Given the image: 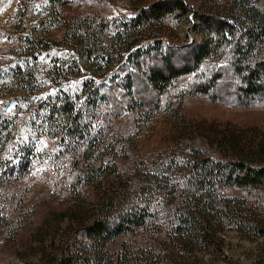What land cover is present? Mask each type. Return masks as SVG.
Masks as SVG:
<instances>
[{
	"label": "rangeland",
	"instance_id": "374dc122",
	"mask_svg": "<svg viewBox=\"0 0 264 264\" xmlns=\"http://www.w3.org/2000/svg\"><path fill=\"white\" fill-rule=\"evenodd\" d=\"M152 1L0 0V264H46L49 255L83 264L86 238L78 229L96 216L91 212L97 197L109 194L110 178L96 170L99 166L114 167L126 178L125 194L113 196L108 216L128 211L133 203L144 209L140 221L100 245V264H123L118 254L127 257V264H264V235L251 229L255 219L264 228V185L241 188L220 182L219 174L208 188L193 181L200 162L236 163L227 152L230 146L256 153L264 145V102L236 93L239 78L223 74L213 85L197 87L212 64L224 62L221 51L227 49L210 50L196 68L170 79L152 98L140 99L141 84L133 87L141 107L115 111L113 100L126 94L117 67L130 63L132 78L142 72L127 61L129 52L149 49L155 41L180 47L200 39L183 18L168 14L148 27L157 37L138 41L121 52L119 62L110 61L117 31ZM251 4L264 14V0ZM79 24L89 26L94 46L86 41L79 46L69 29ZM28 41H33L31 54ZM154 57L147 62L157 66ZM252 57L264 60V37ZM26 70L33 83L14 84L13 76ZM111 84L116 96L107 90ZM98 91L111 101L102 96L105 101L95 109L90 95ZM64 97L80 112L88 136L75 146L52 129L59 116H51L47 107ZM223 199H230L232 207L224 208ZM195 201L206 202L203 210L216 237L212 244H180L175 237L181 230L172 222L176 211ZM243 214L255 221L247 224L251 232L239 230L245 226Z\"/></svg>",
	"mask_w": 264,
	"mask_h": 264
},
{
	"label": "trees",
	"instance_id": "16d2710c",
	"mask_svg": "<svg viewBox=\"0 0 264 264\" xmlns=\"http://www.w3.org/2000/svg\"><path fill=\"white\" fill-rule=\"evenodd\" d=\"M51 1L52 4L56 1V5L62 4V0ZM208 1L154 0L148 3L147 6L139 9L136 16L126 21L123 24L122 30L117 31L111 43L112 46L117 45V48L112 50L113 52L111 53L113 54L109 56V60H113L114 62H119L123 57L121 52L131 50L132 45L138 41L144 38L157 37L158 35H155L156 32L153 31L154 28L152 27L168 14H172L177 19L183 18V22L188 24L189 32L196 37L200 36V39L195 37L197 41H193L194 45L185 43L180 47L161 45L160 41H155L149 49L129 52L127 61L131 62L132 66L140 69L142 72L139 75H134L132 78L129 74L130 63H124L117 67V71L123 73V80L126 81L125 91L128 95V100L125 101L126 94H122L117 101L113 100L115 111L116 108L123 109L127 107L131 109L134 104L141 107L135 99L133 87L136 88V86L141 84L140 86L143 91L138 95L140 99L142 97L152 98L151 96L163 90L170 79L179 74L190 72L189 70L196 68L201 63L203 57L208 56L210 50L218 52V48L227 49L224 53L221 51V57L224 62L221 65L212 64L211 69L208 70V74L203 79L204 83H202V87H199V85L197 86L198 89L201 90L206 85H213V82L216 83L223 74H231L240 80V85L236 87V93H240L245 97H255L257 95L264 102V60L253 58L254 56L252 57L253 59L249 58L255 44L259 43L264 37V14L251 4V0ZM188 15H190V19H188ZM149 26L152 27L148 28ZM69 29L72 35L76 36L79 40V46L83 45L84 41L89 46H94L95 43H93V39L88 32V25H72ZM90 32L93 33V30H90ZM27 45L29 48L27 51L31 54L33 52V41H28ZM85 50L87 51V58H89L90 52L87 49ZM187 51L190 52L188 55L181 54ZM154 55L159 56V58L154 57ZM152 56L157 60V66L148 64ZM13 82L14 84L18 83L20 86L33 83L31 71L26 70L15 74ZM109 89L116 96L112 84L107 87L108 92ZM100 91L90 95L95 109H98L102 103L101 100L105 101L103 97L104 99L107 98V101H111L109 95L105 96ZM47 107L51 116L55 113L59 116L53 120L52 129L63 133L67 141H70V143L74 142L73 146H75L77 140L82 141L88 137L86 134L84 135L85 126L81 124L80 112L74 111L72 102L67 98L64 97L60 102H50L47 104ZM58 118L64 119L63 124L55 123ZM92 145L90 144V146ZM67 147H69V144ZM233 147L230 146L231 151L227 152L232 156H236V163H230L226 167H215L216 165L214 164L204 161L200 162L193 170V181H197L200 186L203 185L208 188L214 181L216 182L217 174H219V177L222 178L220 182H231L241 188L253 189L252 187L264 185V145L258 146L256 153H247L245 150L235 151ZM114 156L116 155L114 154ZM249 162H253L254 166L250 165ZM113 168L108 167V170L100 166L96 168L99 171L103 170L104 175L108 174L109 176L111 174L112 176H107V180L110 178L107 181L109 182L108 197L106 195L98 196L96 204L93 205L91 213L92 215L96 214V216L84 228L78 229L82 236L86 238V241L81 242L83 248H85V255H83L85 260L83 264H100V259L103 255L100 252V245L113 235L124 232L129 226L140 221L144 213L143 208L137 207L133 203L128 211L125 210L122 214L108 216L110 204L113 203V196L125 194L126 178L122 174H116ZM215 168L218 170L216 171ZM94 171L95 169L93 168L89 169L88 176H91ZM154 179L157 180V183L162 180L157 177ZM237 201L239 203L242 202ZM205 204L206 202L201 204L199 201H195L187 204L184 208L179 207L176 211L175 216L177 218L172 222L174 226L176 225L175 228H181L175 236L180 244L189 241H200L204 242L205 245H209L213 241H216L215 234L210 229L209 214L203 210ZM222 205L224 208L227 207V209L228 207H232L230 199H223ZM237 206L239 207V204ZM241 216L240 220L245 222V226L240 227L239 230L243 229L247 230V233L251 232L247 224L255 222L254 219L250 218L247 214ZM255 220L257 224L251 229L254 230L253 232H255L256 236L264 235V228L260 226V223L258 225L257 219ZM64 244L65 248L69 247L68 241ZM155 246H157V243H155ZM159 255L160 251L158 248L155 256ZM56 257L49 255L46 264L74 263V260L69 257L62 255L61 257L60 255ZM126 258L123 254L116 256V260H120L123 264H127Z\"/></svg>",
	"mask_w": 264,
	"mask_h": 264
}]
</instances>
